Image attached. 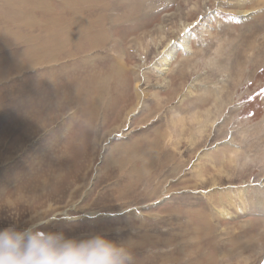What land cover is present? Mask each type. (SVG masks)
Segmentation results:
<instances>
[{
	"label": "rangeland",
	"instance_id": "1",
	"mask_svg": "<svg viewBox=\"0 0 264 264\" xmlns=\"http://www.w3.org/2000/svg\"><path fill=\"white\" fill-rule=\"evenodd\" d=\"M241 1L0 0V229L264 264V0Z\"/></svg>",
	"mask_w": 264,
	"mask_h": 264
},
{
	"label": "clouds",
	"instance_id": "2",
	"mask_svg": "<svg viewBox=\"0 0 264 264\" xmlns=\"http://www.w3.org/2000/svg\"><path fill=\"white\" fill-rule=\"evenodd\" d=\"M0 264H136L129 241L99 235L86 241L43 231L40 223L0 229Z\"/></svg>",
	"mask_w": 264,
	"mask_h": 264
},
{
	"label": "bare ground",
	"instance_id": "3",
	"mask_svg": "<svg viewBox=\"0 0 264 264\" xmlns=\"http://www.w3.org/2000/svg\"><path fill=\"white\" fill-rule=\"evenodd\" d=\"M240 1H241V0H240ZM241 2H242V1H241ZM247 2H248V1H247ZM250 2H251V3H252V2L254 3V2H256V0H250ZM260 2H261V0L259 1V3H260ZM257 3H258V2H257ZM257 3H256V4H257ZM259 3H258V4H259ZM243 4H244V2H243ZM256 4H255V5H256ZM241 5H242V4H241ZM253 6H254V5H253ZM263 18H264V17H263ZM259 19H261V18H259ZM263 25H264V24H263ZM260 27H261V26H260ZM256 28H258V30H260V31L263 29V28H262V29H259V27H256ZM252 29H253V28H252ZM254 29H255V28H254ZM255 30H256V29H255ZM252 31H253V30H252ZM252 31H251V32H252ZM260 31H259V32H260ZM253 32H254V31H253ZM256 32H257V31H256ZM257 33H258V32H257ZM249 34H250V33H249ZM252 35H253V34H252ZM255 35H256V34H255ZM248 36H249V35H248ZM252 37H253V36H252ZM252 37H251V38H252ZM248 38H249V37H248ZM234 50H235V49H234ZM173 52H174V51H173ZM173 52H172V51L167 52L168 55H167V57L165 58L166 61L163 63L164 66L169 67V65H170V63H171V58H172L171 56L173 55ZM165 54H166V53H165ZM163 58H164V57H163ZM165 69H167V68H165ZM96 97H97V96H96ZM95 99H96V98H95ZM92 101H93V98H92Z\"/></svg>",
	"mask_w": 264,
	"mask_h": 264
}]
</instances>
